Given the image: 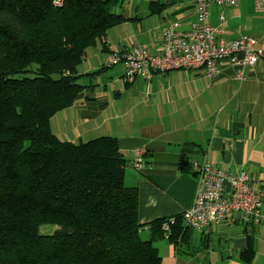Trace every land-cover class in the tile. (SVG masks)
I'll return each instance as SVG.
<instances>
[{
  "label": "trees",
  "instance_id": "1",
  "mask_svg": "<svg viewBox=\"0 0 264 264\" xmlns=\"http://www.w3.org/2000/svg\"><path fill=\"white\" fill-rule=\"evenodd\" d=\"M120 2L0 0V264H161L154 242L166 217L138 222V189L125 184L117 139L73 144L48 127L86 88L79 78L108 68L76 74L87 47L135 19L114 12ZM225 21L220 14L209 24L224 36ZM181 169L191 170L188 162ZM45 224L60 229L40 233ZM189 230L176 216L166 238L174 248L188 245ZM253 253L248 242L240 258L248 263Z\"/></svg>",
  "mask_w": 264,
  "mask_h": 264
},
{
  "label": "crops",
  "instance_id": "2",
  "mask_svg": "<svg viewBox=\"0 0 264 264\" xmlns=\"http://www.w3.org/2000/svg\"><path fill=\"white\" fill-rule=\"evenodd\" d=\"M247 2L226 7L225 11L236 12L229 19L216 6L209 17L210 24L218 25V16L225 15L222 28L228 39L240 35L258 39L259 59L246 69L244 80H236L234 67L223 63L215 77H206L200 69L192 73L177 69L155 71L149 82L136 78L129 83L122 79L124 64L120 61L100 75L79 78L78 83L86 88L72 106L48 121L51 133L63 142L78 144L100 136L117 139L128 163L125 184L138 189L140 224L179 216L191 205L197 177L191 170L182 171V159L207 161L226 173L244 171L257 186H264V14ZM123 16L133 18L130 12ZM136 19L111 27L87 47L76 74L100 69L110 55L123 54L134 43L157 53L164 26L174 23L187 29L195 20V0L150 4L141 19ZM229 20L237 21L234 28H229ZM187 74L201 81V96L197 95L196 103L182 104L179 98L184 89L176 80H186ZM135 149L144 151L140 171L132 167ZM224 189L228 190V184ZM141 234L145 237L147 229ZM161 240L158 247L154 244L161 264H264V225L241 223L235 214L200 231L189 230L188 245L174 248L165 236ZM248 242L254 253L245 263L240 252Z\"/></svg>",
  "mask_w": 264,
  "mask_h": 264
},
{
  "label": "built area",
  "instance_id": "3",
  "mask_svg": "<svg viewBox=\"0 0 264 264\" xmlns=\"http://www.w3.org/2000/svg\"><path fill=\"white\" fill-rule=\"evenodd\" d=\"M241 0H197L196 20L188 30H179L174 25L163 27L158 52L151 54L145 47L134 43L123 54L115 53L105 60L103 66L118 62L124 64V82L132 83L136 78L149 82L155 71L172 69H202L206 77H215L220 66L228 63L234 67V78L244 80L246 69L254 66L261 50L258 39L242 35L226 39L222 30L211 26L207 19L211 6H235ZM254 10L264 14V0H247ZM63 0H53L61 5ZM223 17L220 16V21ZM142 149L134 150L132 167L140 171L144 167ZM190 169L197 177V187L191 205L182 211L183 224L200 231L209 224L220 223L231 214L237 215L241 223L264 225L261 212L264 186H257L244 171L226 173L207 161L190 160ZM228 184V190L224 184ZM176 216L166 217L161 224L163 236H168Z\"/></svg>",
  "mask_w": 264,
  "mask_h": 264
},
{
  "label": "rangeland",
  "instance_id": "4",
  "mask_svg": "<svg viewBox=\"0 0 264 264\" xmlns=\"http://www.w3.org/2000/svg\"><path fill=\"white\" fill-rule=\"evenodd\" d=\"M157 2L158 3L159 2L164 3V2H166V0H121L120 4L114 8V12H116L118 14L130 12V14L133 18L137 17V19H141L143 11L148 8V5L150 6V4H155ZM247 4H249L252 7V5L249 1L247 2ZM235 6H231V8H234ZM220 8H222V7H220ZM227 8H229V7H227ZM227 8L223 7L222 11H223V13H225V15H226V17H228V19H229V16L236 15V12H234L232 10H226L225 11V9H227ZM252 9H253V7H252ZM236 19L238 20L237 17H236ZM195 20H196V13H195ZM236 22H231L229 20L228 21L229 28H234V24ZM181 71H187V73L193 72V70H181ZM176 81L180 85H182V87L184 89L183 90V97L179 98V99H181V103L182 104L183 103H196L197 102V95L199 94V96H201V90H198L201 87V81L197 78V76H195L193 74H187L186 80L179 78ZM59 229H60L59 225L45 224V225H40L39 232L44 233V234H52V233L58 231ZM161 242H162V240H161V238H159L154 243L155 244L157 243V247H158V245Z\"/></svg>",
  "mask_w": 264,
  "mask_h": 264
},
{
  "label": "water",
  "instance_id": "5",
  "mask_svg": "<svg viewBox=\"0 0 264 264\" xmlns=\"http://www.w3.org/2000/svg\"><path fill=\"white\" fill-rule=\"evenodd\" d=\"M186 163H187V161L182 159V160L179 162V165H180V166H183V165H186Z\"/></svg>",
  "mask_w": 264,
  "mask_h": 264
}]
</instances>
